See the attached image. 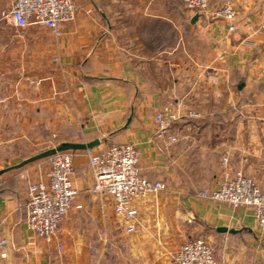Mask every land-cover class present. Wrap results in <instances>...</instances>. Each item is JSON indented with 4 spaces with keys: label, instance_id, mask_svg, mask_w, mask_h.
Listing matches in <instances>:
<instances>
[{
    "label": "crops",
    "instance_id": "0c3cea01",
    "mask_svg": "<svg viewBox=\"0 0 264 264\" xmlns=\"http://www.w3.org/2000/svg\"><path fill=\"white\" fill-rule=\"evenodd\" d=\"M234 1L233 32L213 16L222 0L201 13L183 0H74L75 17L59 36L35 26L0 32L4 264H176L174 254L195 237L210 242L221 264H264L253 210L199 195L219 186L225 156L231 170L264 184V0ZM9 6L0 0V11ZM168 100H187L200 113L173 123L177 141L158 134L155 115ZM52 137L58 145L100 140L67 150L83 208L67 217L61 253L25 221L28 180L46 178L45 158L16 167ZM127 142L140 151L143 175L165 184L134 202L136 233L117 227L109 197L88 191L87 151Z\"/></svg>",
    "mask_w": 264,
    "mask_h": 264
},
{
    "label": "built area",
    "instance_id": "2783aa9c",
    "mask_svg": "<svg viewBox=\"0 0 264 264\" xmlns=\"http://www.w3.org/2000/svg\"><path fill=\"white\" fill-rule=\"evenodd\" d=\"M194 12H207L214 0H183ZM213 10L214 17L224 18L230 32L236 30L237 10L234 0H222ZM10 6L0 11V21L13 26L21 33L29 27H43L54 35L62 33V24L70 22L76 14L74 0H9ZM264 26V24H263ZM199 118L190 102L168 100L155 115L159 136H168L171 141L178 137L170 134L175 121L183 118ZM93 174V184L88 189L95 195L111 199L116 215L117 227L129 233L139 230V210L134 205L148 194L157 195L165 188L162 181H153L141 172L140 151L131 142L113 144L99 151H87ZM75 153L60 151L47 158L46 178L28 180L26 204L27 226L36 235L49 243L57 242L59 253L64 251L61 237L64 224L72 209H82L78 202L79 190L74 184ZM223 176L216 188L200 191L201 198L225 204L232 210L249 207L257 225L264 230V184L243 169H230V158L222 159ZM10 241L0 232V264L8 257ZM176 264H221L210 242L204 237H195L184 243L174 254Z\"/></svg>",
    "mask_w": 264,
    "mask_h": 264
},
{
    "label": "water",
    "instance_id": "95a60500",
    "mask_svg": "<svg viewBox=\"0 0 264 264\" xmlns=\"http://www.w3.org/2000/svg\"><path fill=\"white\" fill-rule=\"evenodd\" d=\"M99 143H100L99 139H96V140H93L90 142H66V143H62L60 145H57V146L52 147V148H48L42 152H39L33 156L26 158L25 160L20 162L18 165H16V167H21V166H24L28 163L47 158V157H49V156H51L57 152H60V151L89 149V148H93L94 146L98 145ZM2 172L3 171H0V174Z\"/></svg>",
    "mask_w": 264,
    "mask_h": 264
},
{
    "label": "rangeland",
    "instance_id": "374dc122",
    "mask_svg": "<svg viewBox=\"0 0 264 264\" xmlns=\"http://www.w3.org/2000/svg\"><path fill=\"white\" fill-rule=\"evenodd\" d=\"M4 31L15 32L16 30L10 28V26H9L8 24H5L4 22H0V32H4ZM30 31H36V30H33V29H26V30H24V31L21 32V33H26V32H30ZM38 32H46V30H44V29H40V30H38ZM52 139H53L52 142L48 143L46 147H48V148H52V147H55V146L58 145V140H55L56 137H52ZM56 143H57V144H56ZM48 148H46V149H48ZM20 155L25 156V155H33V154H31V153L28 152V153H22V154H20ZM36 163H37V162L32 163L31 166H33V165L36 164ZM42 166L45 168V170H47L48 167H47V165H46L45 162H42Z\"/></svg>",
    "mask_w": 264,
    "mask_h": 264
}]
</instances>
